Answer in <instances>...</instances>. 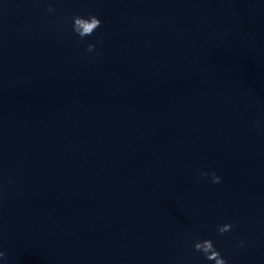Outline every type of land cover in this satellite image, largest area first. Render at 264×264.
<instances>
[{
	"label": "water",
	"instance_id": "95a60500",
	"mask_svg": "<svg viewBox=\"0 0 264 264\" xmlns=\"http://www.w3.org/2000/svg\"><path fill=\"white\" fill-rule=\"evenodd\" d=\"M54 2L103 40L86 53L42 0H0L6 264H212L198 236L264 264V0Z\"/></svg>",
	"mask_w": 264,
	"mask_h": 264
},
{
	"label": "clouds",
	"instance_id": "9594fccd",
	"mask_svg": "<svg viewBox=\"0 0 264 264\" xmlns=\"http://www.w3.org/2000/svg\"><path fill=\"white\" fill-rule=\"evenodd\" d=\"M45 4L46 11L52 14L59 21L61 27L70 26V31L75 34L78 39L77 44H84V51L89 54L99 55L97 45L102 43L103 36L96 35L94 40L84 41V38L91 37L102 23V20L93 12L79 13L73 12L70 17L67 15L56 16V7L54 0H42ZM252 123L257 126L264 127V121L253 119ZM206 178L211 184L221 183L222 177L218 174L215 168L200 169L197 173V179ZM236 225L231 220H224L215 223V232L223 235L232 233ZM234 248L237 250L243 249L246 246V240L242 237H233ZM191 247L198 252L205 260H211L212 264H229L228 258L224 256L220 249L215 245L211 236L196 237L191 241ZM0 264H6V255L3 248H0Z\"/></svg>",
	"mask_w": 264,
	"mask_h": 264
}]
</instances>
